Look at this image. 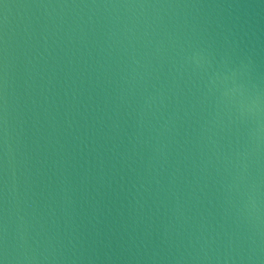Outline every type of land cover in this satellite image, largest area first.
Here are the masks:
<instances>
[{"label": "water", "instance_id": "1", "mask_svg": "<svg viewBox=\"0 0 264 264\" xmlns=\"http://www.w3.org/2000/svg\"><path fill=\"white\" fill-rule=\"evenodd\" d=\"M3 264H264V0H0Z\"/></svg>", "mask_w": 264, "mask_h": 264}, {"label": "snow or ice", "instance_id": "2", "mask_svg": "<svg viewBox=\"0 0 264 264\" xmlns=\"http://www.w3.org/2000/svg\"><path fill=\"white\" fill-rule=\"evenodd\" d=\"M0 264H3V260H0Z\"/></svg>", "mask_w": 264, "mask_h": 264}]
</instances>
